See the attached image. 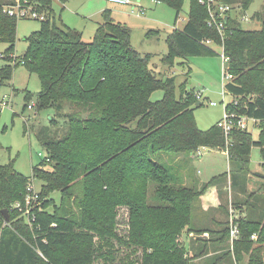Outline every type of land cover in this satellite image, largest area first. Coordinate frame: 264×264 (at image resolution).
Masks as SVG:
<instances>
[{"label": "trees", "instance_id": "1", "mask_svg": "<svg viewBox=\"0 0 264 264\" xmlns=\"http://www.w3.org/2000/svg\"><path fill=\"white\" fill-rule=\"evenodd\" d=\"M155 1L172 7L177 19L185 0ZM188 1L187 21L166 35L167 52L161 61L170 67L177 57L211 54V44L222 45L231 76L225 88L238 100V105L231 101L225 108L255 120L256 140L238 128L225 138L217 122L200 129L193 115L194 91L181 84L176 94L175 77L158 76L150 68L152 54L133 49L131 28L115 21L109 9L102 11V21L86 41L79 31L56 25L50 19L51 0H41L46 19L24 39L25 52L17 57V19L4 13L7 4L0 3V43L7 44L0 53V84L22 65L40 82L32 107L54 108L64 122L60 136L37 135L45 154L32 167L31 177L18 173L12 161L0 164V264H190L187 250L205 256L208 247L196 248L191 240L189 248L182 246L178 237L183 230L217 235L212 241L227 251L205 256L206 264H216L230 252L227 222L222 226L215 221L222 226L216 230L196 227V213L205 190L227 174L230 188L241 195L238 202L231 200L238 207L235 257L240 264H264V178H258L260 188L247 191L249 174L255 176L249 168L252 146L260 148L264 160V6L251 17L260 22L258 29H244L229 14L221 41L217 30L207 25L206 7L200 0ZM222 1L242 11L253 2ZM156 90L162 96L154 100ZM29 101L27 95L25 108ZM66 107L71 109L66 112ZM200 148L226 151L228 172L200 184L184 158ZM165 154L175 157L172 163L180 164L182 175L164 160ZM33 180L42 184L39 206L27 216L14 204L20 202L25 210L26 187ZM53 191L60 193L59 205L50 197ZM118 206L128 208L125 240L114 230ZM252 233L257 234L255 240L250 239ZM111 237L129 252L140 250V256L122 258Z\"/></svg>", "mask_w": 264, "mask_h": 264}, {"label": "rangeland", "instance_id": "2", "mask_svg": "<svg viewBox=\"0 0 264 264\" xmlns=\"http://www.w3.org/2000/svg\"><path fill=\"white\" fill-rule=\"evenodd\" d=\"M131 1L132 3H138L142 7V14L136 15L134 12H131L132 6L113 4L106 0H52L53 21L60 27L66 26L79 31L82 38L89 41L98 23L102 21V9H111L115 15V19H119L117 21L125 22L131 28L130 43L133 49L141 54H152L149 62L150 68L158 76L175 77L176 94L181 84H184L188 91H194L196 94L201 93L200 99L197 100L201 102V105L193 108V115L200 129H208L223 116L224 105L231 100L230 95L226 93L222 95L221 93L223 81L224 83L227 82L223 80L225 64H223L221 57L223 54L222 45L211 44L213 49V53L211 54L188 56L186 59L177 57L174 59L173 65L169 67L161 61L162 56L167 52L165 37L173 29L183 28L188 18L189 1H184L177 19L175 10L164 2H156L155 0ZM263 6L264 0H253L246 10L242 11L238 9V13L245 15V19L241 20L244 29H258L260 27V22L251 17L253 14L261 12ZM232 14L235 13L233 12ZM40 25L41 22L38 18H22L17 20V38L15 42V55L17 57H20L25 52L27 43L24 39L33 31L38 30ZM6 47L7 44L0 43V53ZM39 91L40 82L38 76L34 73H29L22 65H18L13 70L12 77L8 82L3 85L0 84V164H7L9 161H12L14 169L25 177H31L32 167L37 165L45 154L37 135L41 132L40 135L43 137L50 135H56L57 137L61 135L63 130L59 129L64 123L63 117L54 108L37 111L36 107H24L26 96L29 95V103L34 104ZM161 96L162 91L156 90L152 93L151 98L155 100ZM3 101H5L6 106H2ZM209 101H213L216 104L210 106L208 104ZM70 109L66 107L64 110L68 112ZM51 118H54L55 121H52ZM248 131L251 132L253 140H256L258 134L257 128L248 123ZM163 157L164 160L169 159L167 163L171 164L180 175L183 174L180 164L172 163L175 157L168 154L163 155ZM184 158H187L188 166L192 169V172L196 173L202 183L208 182L212 177L219 176L229 170L227 156L216 150L200 148L199 155L191 154L190 158ZM263 163L264 160L260 148L252 146L250 152V172L252 174L256 171L264 173ZM45 167L49 168V165ZM252 179L256 182L254 176ZM33 185L36 191L41 190L42 184L40 181L33 180ZM258 188L260 187H255L254 184L247 185L248 192L255 191ZM211 189V187H208L204 193L214 196L213 192L210 193ZM222 191L224 195L222 198L221 196L219 197L221 200H218V202L221 206H224V210L222 208L219 209L220 213L215 215V219L222 222L223 226L226 225L225 222L228 225L230 208L234 212H238V207L232 204L231 200L235 201L236 199L238 202V197H241V195L236 194L228 184ZM50 197L55 205H59V191H53ZM212 203L213 199H210L208 204L212 205ZM225 209L227 210L226 214ZM243 210L245 211V209ZM201 215H203L202 212L196 213L198 222L196 223V227L200 226L204 228L209 227L211 224L215 230L222 228L221 224L218 223L202 222L201 218L203 216ZM114 228L118 234V238L128 239L129 218L126 206L117 207L114 216ZM216 236L215 234L211 235L206 232L197 234L183 230L178 240L182 246L187 245L188 239L193 242L196 248L200 244L203 247L207 246L208 253L205 256L210 257L213 254L220 255L227 251L224 245L212 241ZM98 240L97 237H94L95 242ZM109 242L119 248L120 253L117 254L123 256L122 258H124V255H128L130 260H134L135 256H140V250H137L135 253L134 251L129 252V249L114 237L109 238ZM228 250L230 251L228 253L230 259H228L227 254L228 258L222 257L216 264H233L237 260L234 252L230 248ZM205 256H194V250H187L185 253V258L190 259V264H206ZM94 264L101 263L100 261H96Z\"/></svg>", "mask_w": 264, "mask_h": 264}, {"label": "built area", "instance_id": "3", "mask_svg": "<svg viewBox=\"0 0 264 264\" xmlns=\"http://www.w3.org/2000/svg\"><path fill=\"white\" fill-rule=\"evenodd\" d=\"M41 0H14L12 3L2 6V11L7 15H10L14 18L22 19V18H38L39 20L46 19V14L43 10L40 9L39 3ZM112 3L122 4L132 6L131 12H134L136 15L142 14L143 9L138 3H132L131 0H108ZM200 3L206 7L208 18L207 25L210 28H215L220 35L221 41L224 39L225 34V23L224 20L226 17L231 14L232 17H235L237 20L241 22L245 19V15H238V6L233 8L231 4L225 3L222 0H200ZM235 14H232V13ZM240 17V18H238ZM206 44H211L212 41L210 39L205 40ZM222 44V43H221ZM223 64H225V69L223 73V80H230L231 76L226 71V63L228 61V56L224 54L221 55ZM226 83V82H225ZM225 83L223 81L222 87V95L224 93L227 94V90L225 88ZM229 95V94H228ZM195 98L198 100L201 97V93H194ZM233 102L235 105H238V100L236 98L232 99L224 105L223 116L217 121V126L222 130L225 138H228L230 132L236 128L241 130H248V123L254 125L255 120L247 117L246 115L237 114L234 110H228L225 106ZM208 104L210 106H214L216 103L213 101H209ZM2 106H6L5 101L2 102ZM28 108H32V104L28 105ZM255 126V125H254ZM199 155V151L196 153ZM38 191L34 189L33 182L30 181L26 187V195H25V210H22L20 202H15L14 208L22 211L23 214L29 213L31 210L39 206L38 201ZM238 212H234L233 209L230 208L229 220H228V242L229 248L233 251L234 242L239 238V227L237 223ZM29 222V221H28ZM257 238L256 233L250 234V239L255 240ZM233 264H240L237 260L234 261Z\"/></svg>", "mask_w": 264, "mask_h": 264}, {"label": "crops", "instance_id": "4", "mask_svg": "<svg viewBox=\"0 0 264 264\" xmlns=\"http://www.w3.org/2000/svg\"><path fill=\"white\" fill-rule=\"evenodd\" d=\"M11 1L12 0H0V3H3V4H9V3H11ZM107 2H109L108 0H106ZM109 3H112V2H109ZM113 4H117V3H113ZM118 5H122V4H118ZM51 7H52V0H51ZM105 9H109V8H104V9H102V11L103 10H105ZM110 10V13H111V16H112V18L115 20V21H117V20H119V19H115V15L113 14V11L111 10V9H109ZM101 11V12H102ZM52 12H53V8H52ZM53 16V15H52ZM50 19H52L53 20V17L52 18H50ZM121 22V21H120ZM125 23V22H124ZM207 149H210V150H216V151H219V152H221V154H224V155H226L227 156V159H228V155H227V153H226V151H224V150H219V149H211V148H207ZM199 154H200V149H199ZM227 170H228V167H227ZM226 172H228V171H226ZM255 173V172H254ZM194 176L198 179V181H199V183L200 184H202V182L199 180V178H198V176L196 175V173H194ZM228 176V177H227ZM249 177H250V179H249V181H248V183H247V185H249V184H254L255 185V187H260V185H261V183H262V181L261 180H259L258 178H260V177H255L254 176V179L256 180V182H254L253 181V179H252V175H249ZM227 178V179H226ZM226 178L225 177H222L221 179H219L218 181L219 182H217V184H214V185H212V186H209V187H211L212 189L210 190V193L211 192H213V194H214V196H212V194H209V195H207L206 193H204L203 195H202V198H201V207H200V209L198 210V212L199 213H201L202 212V214L203 215H201V216H203L201 219V221L203 222V221H205V222H209V223H215V221H219V220H216L215 218H216V214H219L220 213V211H219V209H221L222 208V206L220 205V203L218 202V200L220 201L221 200V198L223 197V195H224V193H222L223 191H222V189L224 190V188L227 186V184H228V186L230 185V178H229V174L228 175H226ZM257 181H259V182H257ZM230 187V186H229ZM220 190V191H219ZM230 190V189H229ZM218 191L220 192L219 194H218ZM222 191V192H221ZM221 196V198H219ZM210 197V198H209ZM219 198V199H218ZM210 199H213V203H212V205H209L208 204V201L210 200ZM224 208V207H223ZM223 208H222V210H223ZM198 219H200V218H198ZM207 226V225H206ZM207 228H212V229H214L213 228V226L210 224V226L209 227H207ZM215 230V229H214ZM206 233H208L209 234V231H207ZM189 245H190V239H188V242H187V247L189 248Z\"/></svg>", "mask_w": 264, "mask_h": 264}, {"label": "water", "instance_id": "5", "mask_svg": "<svg viewBox=\"0 0 264 264\" xmlns=\"http://www.w3.org/2000/svg\"><path fill=\"white\" fill-rule=\"evenodd\" d=\"M199 103H200V102L197 101L196 105H198ZM254 175L257 176V177H260V178H264V173H262V172H258V171H256V172L254 173ZM1 213L4 214L5 218L8 217V213H7V210H6V209H3V210L1 211Z\"/></svg>", "mask_w": 264, "mask_h": 264}]
</instances>
